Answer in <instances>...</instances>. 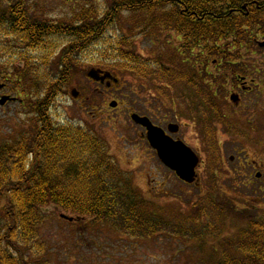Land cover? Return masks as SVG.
Masks as SVG:
<instances>
[{
    "label": "rangeland",
    "instance_id": "obj_1",
    "mask_svg": "<svg viewBox=\"0 0 264 264\" xmlns=\"http://www.w3.org/2000/svg\"><path fill=\"white\" fill-rule=\"evenodd\" d=\"M23 1L30 13H37L36 17L58 23L62 18L73 16L86 3L103 7L110 0ZM7 3L0 0L1 7ZM160 8L155 12L136 13L121 9L105 21L102 39L92 42L84 52L72 51L75 62H72L69 79L47 107L54 121L87 127L101 136L133 191L143 199V208L150 215H156L161 227L150 236L137 237L120 234L107 223L77 218L54 206L42 208L46 218L39 229V242L44 250L37 256L42 264H211L220 258L221 248L231 250L251 219H264V183L260 184V189L252 181L254 173L250 176L251 167L264 174V75L256 77V96L253 103L247 105L248 113L247 107L229 111L225 100L230 86L225 80L227 71L242 75L247 71L239 69L251 67L253 63L255 68L264 70V61L254 54L250 56L251 48L246 46L249 43L246 38L253 29L237 31L233 36L238 39L231 36L205 39L206 44L196 58V45L188 56L183 52L182 40H175L180 38L171 23L175 7L163 5ZM167 21L172 26L165 25ZM141 22L143 32H138L136 29L142 27ZM243 23L239 21V27ZM166 39L174 44H167ZM56 40V54L49 57L47 63L38 60L40 53L29 51L33 64L53 80L64 68L58 60L60 50L71 41L60 36ZM1 41L10 43L13 52L19 49L28 52V48L9 37L0 35ZM190 41L195 42V39ZM77 45L80 47L83 42L78 40ZM103 48L107 51L105 55L98 53ZM5 51L6 54L8 49ZM122 51L140 55L147 72L156 70L157 62L162 63L170 68L173 79L166 82L163 78L164 81L150 78L153 75L122 71L125 63ZM256 51L264 53V48ZM13 60L12 68L1 66L0 73L13 77L16 70L22 71L24 62ZM102 60L113 68L110 71L116 83L95 81L87 75L90 69L96 68L97 61ZM235 61H238L235 65L229 63ZM200 69L202 72L198 73ZM193 72L196 79L188 85L191 78L185 74ZM53 80L44 79L39 83L41 99L51 89ZM0 83L6 84L3 79ZM72 89L79 93V99L71 95ZM3 94L18 97V100L0 105V144L15 140L22 131L36 124L32 110L34 97L22 95L20 100L14 86L9 84L0 89V96ZM114 100L117 105L112 107L110 103ZM132 113L149 116L162 127L167 123L180 126V137L201 159L197 183L189 185L178 180L159 161L140 135L142 129L130 119ZM226 205L228 211L221 212ZM243 213L248 220L243 218ZM172 225H181L189 231L182 237L174 236ZM195 230L203 235L199 236L201 241L193 238Z\"/></svg>",
    "mask_w": 264,
    "mask_h": 264
},
{
    "label": "trees",
    "instance_id": "obj_2",
    "mask_svg": "<svg viewBox=\"0 0 264 264\" xmlns=\"http://www.w3.org/2000/svg\"><path fill=\"white\" fill-rule=\"evenodd\" d=\"M5 1L6 6L0 4V35L28 48V52L21 49L13 52L10 43L1 41L0 67L12 68L14 58L23 61L25 67L16 70L13 77L0 73V79L6 86L13 85L21 98L22 95L34 97L32 110L36 124L22 131L15 140L0 144V264H42L37 257L44 250L39 242V229L46 215L41 209L49 206L107 223L120 234L137 237L154 234L161 222L143 208V199L133 191L128 177L112 159L106 142L90 128L54 121L47 104L69 79L75 62L72 51L84 52L92 42L102 39L104 22L119 10L155 12L163 5L175 7L173 26L169 21L165 25H171L184 41L195 39L199 54L205 39H226L230 31L238 28L241 18L246 19L243 12L238 14L239 10L243 3L252 4L253 0H110L103 7L89 2L58 23L36 17L37 13H30L23 0H15L14 4L12 0ZM260 3L264 5V0ZM141 24L136 29L138 32H143ZM58 36L71 41L60 50L58 60L64 68L53 80L33 64L29 51L40 53L38 60L47 63L56 54ZM78 40L83 42L80 47ZM106 52V48L98 50L101 55ZM121 56L125 61L122 71L149 74L153 75L150 78L164 81L163 78L166 82L173 79L168 70L163 74L158 69L147 72L145 61L134 51ZM103 60L97 61L96 69L112 70ZM44 79L53 81L41 99L39 83ZM228 208L224 206L221 212ZM243 214L248 220L247 214ZM172 227L174 236L182 237L189 231L181 225ZM192 236L201 241L199 236L203 235L195 230ZM238 238L231 250L221 248L220 258L211 264H264V219H251Z\"/></svg>",
    "mask_w": 264,
    "mask_h": 264
},
{
    "label": "flooded vegetation",
    "instance_id": "obj_3",
    "mask_svg": "<svg viewBox=\"0 0 264 264\" xmlns=\"http://www.w3.org/2000/svg\"><path fill=\"white\" fill-rule=\"evenodd\" d=\"M261 0L257 1V0H253L252 4L250 3H243L241 10H239L238 14H244L245 18H241V21L243 20L244 23L239 27L236 28L235 30H232L228 33L227 38L228 37H233V35L235 36L237 34V31L240 30H245L246 28H251L253 29V33L250 34L246 39H248L249 43L246 44V46L251 48V52H250V56L251 55H255L256 58H258L261 62L264 61V53H261L259 51H256V49H260V48H264V44H261L262 42H264V5L260 3ZM177 33V32H176ZM234 39H238V38H234ZM262 39V40H260ZM167 40V44L172 43L171 39H166ZM176 41H180L182 40V45H183V52H185L188 56L191 54V51L193 49H195V45L193 41H190V39H186L187 41H189V43L187 41H184L185 39H181V36L178 39H175ZM246 42V41H245ZM185 43V44H184ZM174 44V43H172ZM181 45V46H182ZM74 53V51H73ZM192 56L189 57V59ZM195 57L197 58V53L195 55ZM231 65H235L238 63V61L235 62H229ZM257 63V62H256ZM158 64V71L160 72V74L165 73L167 70L171 73L170 68L167 66H163L162 63L157 62ZM240 66H246V65H242L240 63ZM218 72H222L220 69H217ZM241 72H244L241 74H234L233 72H226L227 76L225 78V80L227 81V84L230 83V86L228 87L227 91L229 92V94H227V96L225 97L226 103H227V108L229 109V111L235 112L239 107L245 108V111L248 113V104H252L254 97L256 96L254 94V92L256 91V87L258 86L256 84V77H258L260 74L264 75V70L261 68H255L254 63L252 64L251 67H247L246 69H239ZM200 73L202 72L201 69L199 71ZM248 73V74H247ZM172 74V73H171ZM209 74V73H208ZM185 75H189V77L191 78L190 81H188V85L189 83H193L194 80L196 79V72H193L190 74H185ZM219 75V74H218ZM201 76V75H199ZM113 77L114 73H113ZM179 78V77H178ZM261 78L259 77V80ZM180 81V78H179ZM112 82V81H111ZM213 82V81H212ZM108 84V82H106ZM115 83V82H113ZM223 88H225V86H223ZM258 90V88H257ZM198 92H202V91H198ZM196 92V93H198ZM196 93L193 94V96L195 95L196 97ZM203 93V92H202ZM233 97L234 99H232L231 97ZM79 99V98H77ZM244 102H246V104H243ZM231 104V105H230ZM214 113H217V111H214ZM140 115V114H139ZM141 116H146L141 114ZM150 121L162 128L165 132L166 135H170L173 139L177 140H182L185 144L188 145V143L186 142L185 139H183L182 137H180V126H178V131H176L175 133H170V131L168 130V124L167 123L165 126H160L158 124H156L154 122V120L152 118H150L149 116H147ZM142 129L141 132V136L146 140V131L144 128H142L141 126H139ZM200 166V165H199ZM199 166H197L195 168V172L197 174V181H198V171H199ZM245 168V167H244ZM254 173V178H253V182H255L258 185V188L261 189L260 184L263 182L264 183V174L261 171L256 170L255 167H251V172H250V176L252 177ZM197 181L195 183H197Z\"/></svg>",
    "mask_w": 264,
    "mask_h": 264
},
{
    "label": "water",
    "instance_id": "obj_4",
    "mask_svg": "<svg viewBox=\"0 0 264 264\" xmlns=\"http://www.w3.org/2000/svg\"><path fill=\"white\" fill-rule=\"evenodd\" d=\"M87 75L95 81L103 82L105 79L111 78L110 73H104L102 70L90 69ZM116 81V79H113ZM3 84H0V89L3 88ZM71 95L76 98L79 93L72 89ZM234 99L233 97H231ZM8 100H14L10 96L3 95L0 98V105H4ZM110 106L115 107L116 102L112 101ZM131 119L134 123L144 127L146 129V137L150 147L156 152L158 159L161 163L174 172L175 175L183 182L192 184L196 181L197 174L195 168L199 164V156L183 141L172 139L169 135H166L164 130L153 125L147 117L139 116L138 114H132ZM178 127L175 124H169L168 130L171 133H175ZM64 218V216H62ZM68 220H72L69 217H65Z\"/></svg>",
    "mask_w": 264,
    "mask_h": 264
}]
</instances>
